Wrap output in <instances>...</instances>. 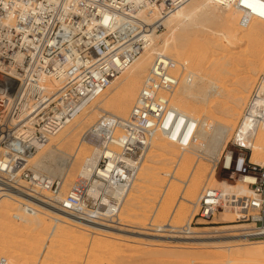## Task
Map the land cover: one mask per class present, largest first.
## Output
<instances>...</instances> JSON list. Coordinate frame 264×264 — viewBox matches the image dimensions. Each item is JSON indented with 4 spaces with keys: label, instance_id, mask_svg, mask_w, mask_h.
<instances>
[{
    "label": "built area",
    "instance_id": "1",
    "mask_svg": "<svg viewBox=\"0 0 264 264\" xmlns=\"http://www.w3.org/2000/svg\"><path fill=\"white\" fill-rule=\"evenodd\" d=\"M190 1L0 0V188L49 193L51 203L92 222L115 216L144 164L156 125L169 132L176 117L167 96L179 78L168 56L155 58L127 121L104 116L84 133L97 164L70 194L61 197V179L35 170L30 158L140 56L163 19ZM214 2L236 9L241 28L264 21V0ZM197 127L189 122L179 140L183 147L196 141ZM178 137L170 133L173 142ZM240 156L231 155L224 168L230 177L251 178L249 194L205 188L196 225L214 224L218 214L232 211L236 223L264 230V164L244 167L248 156ZM0 264L11 263L2 257Z\"/></svg>",
    "mask_w": 264,
    "mask_h": 264
},
{
    "label": "rangeland",
    "instance_id": "2",
    "mask_svg": "<svg viewBox=\"0 0 264 264\" xmlns=\"http://www.w3.org/2000/svg\"><path fill=\"white\" fill-rule=\"evenodd\" d=\"M239 19L240 15L234 16L229 11L220 9L214 21L196 25L189 33L185 34L186 39L183 44L184 55L186 54V57L187 55L189 56L190 49L193 47L197 51V61L194 66V71L197 70V73L202 72V74H199L203 76L206 75L207 79H210L212 82L211 87H209L208 81L204 82L207 91L206 96H204L205 98L194 99L192 93L199 77L195 78V84L190 89L180 92V109L184 110L185 113H183V115L197 122L198 127L196 133L202 126L201 122L206 120L207 123L205 124L208 129L206 128L205 132L209 131L204 133V135L208 133L206 136H209V138H213V136L216 138H213V140L210 138V141L208 139L207 144H209L205 147H197L195 142H193L187 148H182L177 143L172 141L169 143L166 139H162L163 142L165 140L164 144L169 146V150L172 151V153L167 154L165 151L162 152L161 150L156 155L152 154L153 160H151V163L149 162V158H146L145 164L152 165L151 168H153L154 179L146 184L137 181L139 185L131 190V200L124 206L120 214L122 223L125 222V224L130 225L131 228L137 232L156 234L157 236H174L173 238L182 235L224 237L232 233H239L238 231L241 228H253L247 224L236 223L235 221L238 218L236 214L228 215L229 218L225 215V219H233L227 222H224L225 219L222 217L224 214H218L219 216L217 215L215 218L214 224H195L198 219L196 216L199 210L198 201L204 188H219L220 186L214 182L215 179L218 182H227L229 184H234L240 179L237 175L234 177L229 176L231 172L224 168L226 157L230 156V153H232V156L235 158L242 154L248 157L251 156V152L243 148L240 143L236 141V134L237 128L241 122L239 119V112L243 113V109L245 110L248 105L247 102L254 95L256 88L264 83V21L255 19L247 28H241L239 26ZM255 47L259 50H256ZM254 51H259V55L256 53L254 54ZM181 62L184 63V61ZM191 64H193V62ZM186 73H188V71H185L178 65L177 75L179 77V85L177 89ZM247 73L252 75H250L251 79ZM119 82L120 80L115 82V87L113 85V88L110 89L109 97L117 91L115 88L118 87ZM240 83L242 86L246 84V86L248 85L249 87H245V85L242 87ZM106 100L107 99H105V101ZM239 101H241V103H239ZM232 109H235L237 114L229 118L228 115ZM190 110H192V114L189 113ZM92 114L93 112L90 115ZM110 114H112V112ZM102 116L103 114H99L98 118H96V120L94 119L84 129H88V127L91 128ZM228 119H232V125L229 129H217V127L221 128V124L227 122L226 120ZM84 129L80 132L78 138L74 140L73 145L70 146L71 148L68 147L64 149L65 152L70 153L72 149L76 147L75 145L78 144V141H80L85 132ZM226 130L228 131L226 132ZM214 131L219 135L216 136L217 133L214 134ZM214 139L217 142H214ZM242 143V145H244V141H242ZM218 145L220 147H218ZM222 145L223 147L221 148ZM208 146L211 149H209ZM215 148L217 149L215 150ZM89 149L92 150L91 147H89ZM182 152L186 153L187 158H185V161L182 160L183 158L180 160L182 171L180 174H177L178 171L175 169L176 162L178 156H180ZM161 153L163 155H161ZM218 153L219 155L217 156ZM159 154L160 156L158 157ZM35 156H38V153ZM216 157L218 159L213 161ZM44 164L50 165L51 162H45ZM262 164H264V161ZM30 165L35 170L42 169L41 166H34L33 162L30 163ZM213 169L214 174L212 175ZM77 170L78 169H76V174L74 176L70 175L65 178L64 191L70 190L75 181H77ZM195 171H200V174L196 176ZM170 176H178L180 183L170 181ZM172 184H177L180 189L174 203L170 205L169 210L174 208L176 204L180 205V207H184L185 210L178 215V217L172 218V225L177 227V230H173L175 232L156 231L158 228L152 227L150 224L157 226L162 225L168 222L169 215L165 211V213L161 212V214L156 213L154 209L165 187ZM189 185L192 186L194 190L196 189L195 192L197 194L196 198L192 200V204H188L180 199V197L185 194ZM241 185L243 186L244 184L241 183ZM46 195L49 196L50 194L47 193ZM142 198H144V200ZM5 206H8L9 209L5 210ZM17 208H20L19 202H14L8 197L7 193L0 191V258H7L11 264H241L244 260L248 259L250 250L253 248V246H248L246 242H237L234 244H213L210 242L206 245H194L193 243L195 242H187L186 244L184 242L180 243L177 239H155L158 241L162 240V242L166 240L167 242L169 241L170 244L166 243V241H164V243L161 241H147L150 240V238L137 234L127 239L113 234H105L106 237L102 235L103 233L97 234L96 231L91 229L85 231L80 225L71 224L63 225L62 229L58 231V235L61 234V231L63 233L60 236L52 235V232L50 233L49 230L51 231L50 228L55 225V219L53 217H59L47 213L46 211H43L45 214L39 215L40 218L45 220L44 224H41L44 228L39 225L40 227L37 228L38 230L39 228L41 229L38 232H33L34 230L25 229V223L15 218L16 215L23 214L22 209L20 208L19 211ZM29 219L31 220L33 217ZM165 220L166 222H164ZM186 223L190 225L191 233L182 231V228H186ZM114 225H116L115 227L118 226L117 224ZM121 227L124 228V226ZM263 241L264 237L251 240V242ZM245 244L247 246H245ZM230 249L233 250V252L240 253L235 260L234 257L232 259L228 253ZM247 264H252L249 259ZM255 264H264V258L261 259L259 263Z\"/></svg>",
    "mask_w": 264,
    "mask_h": 264
},
{
    "label": "bare ground",
    "instance_id": "3",
    "mask_svg": "<svg viewBox=\"0 0 264 264\" xmlns=\"http://www.w3.org/2000/svg\"><path fill=\"white\" fill-rule=\"evenodd\" d=\"M220 9H223L225 11H229L234 16L240 15V13L236 9H234L232 7H226V8L221 7V6L217 5L214 2V0H191L186 5L182 6L177 11L172 13L170 16L163 19L160 23L159 30L156 33L154 32L151 35V37L149 38V43H148L147 47L140 54V56L131 65H129L107 87V89L99 97H97L91 103H89L82 110V112L69 124V126H66L62 130V132H60V134L53 137L49 141L48 144L39 148L31 156L29 163L33 162L34 166H41L42 169L38 170L39 172H41L42 174H45L51 178L61 179V181L63 182V189L61 192V197H64L65 195H68L71 193L72 187L76 184V182L78 181V179L80 177L89 178L91 176V173H92L91 172L92 168L97 164L96 152L93 149L90 150L89 149L90 146L83 139V135L89 129V127H88V129H84V128L86 126H88L94 119L96 120V118H98L99 114H103L102 117L110 116V117L116 119L118 122L127 121L132 114L133 107H134L135 103L137 102V99H138V97H139V95H140V93L144 87L146 79L149 76L151 69L153 68L155 58L158 55H166L172 60V69L171 70H172V73L176 77H178V75H177L178 65L181 66L185 71H188V73H186L184 79L180 83L179 88L177 89V87L179 85V83H178L177 87L167 96L168 101L170 103V107L176 113L175 120L172 123V125L169 129V132L165 130L163 125H161V124L156 125L155 130L151 134L150 146L146 151V158H149V160H150L149 162L151 163V160H153V155L154 154L156 155L161 150H162V152L165 151L167 154L172 153V151L169 150V146L164 144L165 140H164V142L162 140V139H166L170 143L172 141L170 139V133H172V131L174 132V134L179 133L178 141L174 142V143H177L182 148H187L190 145L189 144L187 147H183L179 143V140L184 136V134L188 128L189 122L193 121L190 117L183 115V113H185V112H184V110L180 109V105H181V94H180V92L182 90L190 89L195 84V81H196L195 78L199 77L198 80L196 81V87H195L192 95L194 96V99H203V98H205L204 96H206V94H207L204 82L208 81L209 87H211L212 81L210 79L208 80L206 75L205 76L200 75V74H202V72L200 73L198 71L200 73L199 74V73H197V70L194 71V66L196 65L195 63L197 61V56H196L197 51L193 47L191 49L189 48L190 49V52L188 51L189 56L187 55V57H186L185 56L186 54L184 55L183 44H184L185 39H186L185 34L189 33V31L191 29H193L196 25H201L204 22L214 21V19L217 18V14L220 11ZM190 39H191V37H190ZM259 46H260V44H259ZM261 47H262V44H261ZM256 50H259V49L256 48ZM262 51H263V49H262ZM258 52L259 51H254V54L256 53L257 55H259ZM181 61H184L185 64L182 63ZM192 62H193V64H191ZM256 62H257V60H256ZM262 63H263V61H262ZM238 64H239V62H238ZM248 71H249V69H248ZM241 73H243V72H241ZM235 74H236V71H235ZM198 75H200V76H198ZM250 75H249V77H250ZM250 79H251V77H250ZM118 80H120L119 85L117 88H115V89H117V91L112 96L109 97L108 95L110 94L109 93L110 89L113 88V85ZM242 81H244V80H242ZM246 84H247V82H246ZM246 84H244L245 87L248 86V85L246 86ZM240 85L242 86L241 83H240ZM114 87H115V85H114ZM245 87H244V89H245ZM138 92H139V94H138ZM241 95H242V92H241ZM236 96H238V95H236ZM105 99H107V100L105 101ZM103 101H105V102H103ZM239 103H241V101H239ZM247 104L248 105L246 106L245 110L243 109V113L239 112L240 115L238 114L241 122L239 124V127L237 128V134H236V137H237L236 141L239 142L243 148H246L247 150H249L251 152L250 153L248 151L251 156L247 157V159L249 161L244 163V167L246 165H249V164H259L260 163L262 165V163L264 161V83H262L259 87L256 88L254 95L250 98V100L247 102ZM92 112H93V114L90 115ZM111 112H112V114H110ZM189 113L192 114L193 113L192 110H190ZM236 114H237L236 110L232 109L228 116H229V118H232ZM183 118L185 119L184 123H183ZM226 121L227 122L221 124V128L217 127V129L218 128H219V130L220 129L221 130L229 129L232 125V123H231L232 119L231 120L228 119ZM205 123H207L206 120L201 122L202 126L198 129V131L196 133L195 145L197 147L207 146L209 144V143L207 144V142H208L207 140L209 139V141H210V138H212V137L209 138V136H206V135H208V133L204 135V133L209 131L208 130L205 132V130L207 128V125ZM209 126H210V124H209ZM83 129L85 130V132L83 133L80 141H78V144L75 145L76 147L74 149H72V151L70 153L65 152L64 149L73 145L74 140L78 138V136L80 135V132ZM227 131L228 130H226V132ZM214 132L213 133L216 134L218 132V130H217V132L216 131H214ZM218 133L216 134V136L219 135ZM211 134H209V135L213 136ZM220 134H221V132H220ZM218 137H217V139L219 140ZM213 138H216V137L213 136ZM213 138L211 140H213ZM242 141H244V145H242L243 144ZM211 142H213V141H211ZM214 142H217V141H215V139H214ZM218 147H220V146L218 145ZM222 147H223V145L221 146V148ZM217 148H215V150ZM209 149H211V148L209 147ZM37 153H38V156H35ZM161 155H163V154L161 153ZM218 155H219V153L217 154V156ZM231 155H232V153H230V156L226 157L227 163L225 162V164H224L225 167H228L230 159H231ZM159 156H160V154L158 155V157ZM162 158H163V156H162ZM185 158H187V156H186V153H184V152H182V154L180 156H178V160L176 162V168H175L176 171H178L177 174H180L182 171L181 170L182 166L180 164V160L182 159L183 161H185ZM244 158L245 157L240 156V160H243ZM216 159H218V158L217 157L214 158L213 161H216ZM45 162H48V163L51 162V164L45 165L44 164ZM145 162H146V159L144 161V165H142L139 173L137 174V178L133 184L132 189L139 185V184H137V181L139 183H145L146 184V183L150 182L152 179H154L153 178V168H151L152 165L151 164L146 165ZM158 162H160V161H158ZM89 166H91L90 169L88 168ZM76 169H78L77 170V177H78L77 181H75V183L72 185L70 190L64 191L65 178H67L70 175L74 176L76 174ZM196 170H198V169H196ZM195 172H196V176H198L200 174V171H195ZM213 174H214V169L212 171V175ZM195 178H197V177H195ZM239 178L240 179L237 182H235L234 184H229L227 182H218L215 179L214 182H216L220 186L219 188H216V189L222 190V192L225 195L232 194L233 192H240V193L245 194V195L249 194V190L247 189L246 183H247V181L251 180V178H248V177H239ZM170 179H171L170 181H176L177 183H180L178 176H175V177L170 176ZM241 183L244 185L242 186ZM207 186H208V184H207ZM210 188H213V187H210ZM179 189H180V187L177 184H172V185L166 186L164 191L162 192L160 198L158 199L156 208L154 209L155 212L161 214V212L165 211V212H167V214L170 217L168 216V218H169L168 222H166V220H165L164 222H166V223H164L162 225L157 226L154 224H150V226L158 228L156 231H162L163 232V231L177 230V227L172 225L173 224V222H171L172 218L176 217V216L178 217V215H180L182 212H184L185 208L180 207V205H178V204H176L174 206V208H172L171 210H169L170 209L169 207H170V205H172V203H174ZM195 190L193 189L192 186L189 185L187 187L185 194L184 195L182 194L183 196H181L180 199L184 200L188 204H192V200H194V198H196V195H197ZM0 191L7 193L8 197L10 199H12L14 202L15 201H17V203L19 202V207L22 209L23 214L16 215L15 218L20 220L22 223L23 222L25 223V226L23 224L25 229L34 230L33 232H38L41 229V228H39V230H38L37 227H40L42 223L44 224L45 220L40 218L39 215L45 214L43 211H46L47 213H50V214H53V215H56L57 217H59V218L53 217L55 219V222H54L55 225L50 228L51 231L49 230L50 233L52 232V235H58V231L60 229H62L63 225L71 224V225H77V226L80 225L81 227H83L82 229H84L85 231L88 229H91V230L96 231L97 234L103 233L102 235H104V236H106L107 234H110V235L113 234V235H117L120 237H124L126 239L131 238V237H133V235L137 234V235H140L143 237L150 238V240H147V241H158V240H155L156 238L162 239V240L163 239H177L180 241V243L184 242L187 244V242H195V243H193L194 245H206V244H209L210 242L213 244H234L237 242H246L248 246H253V248H251L250 253H249L250 256L249 257L247 256L250 263H252V264L253 263L254 264L259 263L261 261V259L264 258V241L263 242H251L252 239L255 240V239H259V238L264 237V230L259 229V228H243V229L241 228L238 231L239 233H232V234H230L228 236H224V237H222V236H213V237H206V236L201 237L200 236L199 237L198 235H192V236L182 235V236H175L177 238H173L174 236H171L172 237L171 238L170 236H167V235H165V236L164 235H158L157 236L156 234H146V233L144 234L142 232H137V231L133 230L130 225L125 224V222L122 223V219L120 218V214H121L124 206L127 205V203L131 200V198H130L131 193H129L126 196V200H125L122 208L120 209V211L115 216L110 217L112 215H108L109 216L108 220H105L102 222H92L90 220L88 221V220H85L84 218H80L79 216L65 212L58 205L51 203L49 201L50 195L49 196L46 195L47 194L46 192H42V193H40V195H31V194L26 193L24 191L12 189V188H5V189L0 188ZM142 193H143V191H142ZM135 195H137V194H135ZM142 199L144 200V198H142ZM4 208H5V210L9 209L8 206L7 207L5 206ZM20 208H17V210L20 211ZM168 210H169V213H168ZM131 211L133 213L132 209H131ZM223 214L224 215L222 217H224V219L226 218L225 215L227 216V218H229L228 215H235V213L232 211H225V212H223ZM30 217H33V219L30 220L29 219ZM230 220H233V219L232 218L225 219L224 222H227ZM114 224H117L118 226L115 227L116 225H114ZM121 226H124V228H122ZM41 227L44 228L43 226H41ZM185 227L186 228H182V231H184L186 233H191V227L188 223H186ZM235 227H237V226H235ZM173 232H175V231H173ZM61 234H63L62 231H61ZM60 235H58V236H60ZM162 240H160V241L162 242ZM160 241H158V242H160ZM164 241H166V240H164ZM164 241L162 243H164ZM166 243H169V241L168 242L166 241ZM247 245L245 244V246H247ZM237 250H238V248H237ZM240 250H239V252H240ZM228 253H229L230 257H232V259L234 257V260L236 259L237 255L240 254L238 252H233V250H231V249ZM246 254H248V253H246ZM226 258H227V256H226ZM248 259L244 260L241 264H247Z\"/></svg>",
    "mask_w": 264,
    "mask_h": 264
}]
</instances>
